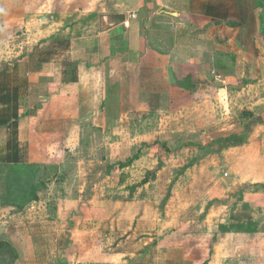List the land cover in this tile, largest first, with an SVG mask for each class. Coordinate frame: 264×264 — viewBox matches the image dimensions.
<instances>
[{
	"label": "crops",
	"instance_id": "0c3cea01",
	"mask_svg": "<svg viewBox=\"0 0 264 264\" xmlns=\"http://www.w3.org/2000/svg\"><path fill=\"white\" fill-rule=\"evenodd\" d=\"M48 8L55 10L51 16L45 15ZM109 14L127 18L125 23L110 26L105 20ZM259 15L256 0H0V164H36L42 166L44 175L46 168L63 165L66 150L78 149L68 143L80 127L89 122H97L99 127L113 122L120 125L131 114H142L143 118L158 115L161 123L149 134L165 136L166 140L156 139L152 146L160 141L167 147L156 148L170 149L169 144L182 136L198 140L191 138L197 134L192 123L176 129L173 123L169 128L168 122L181 110H191L197 103L195 95L202 101L214 91L225 112L220 123L234 117H230L232 105H238L237 98L248 92L250 106L237 117L255 130V120L264 122V36L259 30ZM189 77L191 87L181 88L179 84ZM201 135L207 137L208 132ZM149 145L133 147L126 159L139 156ZM125 153H119V163L127 161L122 158ZM103 159L109 163L111 157ZM61 170L57 173L62 174ZM41 192L39 201L22 209L0 204V240L23 245L32 242L33 215L46 211L39 203ZM39 215L41 225L44 214ZM61 220L55 217L57 231L63 225ZM85 222L86 228H80L81 221L72 219L67 232L87 229L90 233L101 228L106 232L109 228L107 221L96 218ZM208 228L214 230L211 242L216 235L218 243L228 236L233 238L220 229ZM5 233H11L10 237ZM59 234L57 243L72 241V235ZM126 234L127 244L139 239L128 231ZM171 234L163 237L162 243L172 241ZM156 235L137 254L118 256L107 252L110 239L105 235L100 242L90 241L94 249L96 243L104 246L101 252H89L87 261L77 262L137 264L141 256V264H159L144 258L153 247L160 251L155 244L162 234ZM210 254L211 260L222 258L215 249ZM164 259L167 264H196L188 259L182 263Z\"/></svg>",
	"mask_w": 264,
	"mask_h": 264
},
{
	"label": "rangeland",
	"instance_id": "374dc122",
	"mask_svg": "<svg viewBox=\"0 0 264 264\" xmlns=\"http://www.w3.org/2000/svg\"><path fill=\"white\" fill-rule=\"evenodd\" d=\"M53 11L48 8L43 13L51 16ZM210 95L202 101L195 95L197 103L191 110H181L176 113V119L168 122L169 128L173 123L176 129L192 123L197 134L191 138L198 139L179 137L174 144H169L170 149L152 146L156 139L166 140L165 136L149 134L161 123L158 115L143 118L142 114H131L128 120L119 122L123 128L126 125L125 132L114 122L104 127L89 122L85 128L80 127L68 143L78 149L66 150L63 165L45 170L46 188L41 192L39 203L46 211L33 215L32 242L11 243L21 257L15 264H78L79 259L87 261L89 252H101L104 246L96 243L94 249L90 241L100 242L105 235L109 236L110 245L106 249L112 256L137 254L150 238H157V232L163 235L155 244L157 248L160 246V251L153 247L144 256L146 261L150 257V263L157 260L156 263L167 264L162 258H169L180 263L188 259L196 264H264V125L258 126L264 122L255 120L256 128L252 130L251 125L238 119L242 109L250 106L245 92L237 98L239 104L232 105L230 117H234L228 120L224 116L227 120L220 123L225 112L218 105L220 99L215 91ZM202 117L209 118L202 120ZM203 131L208 132L207 137L201 135ZM137 132L148 135L140 137ZM139 144L151 145L132 164L120 168V164L130 160L126 158ZM121 151H126L122 158L127 161L119 163ZM105 156L111 157L109 163H103ZM61 168L62 174L57 173ZM3 190L0 186L1 193ZM106 205L110 207L105 209ZM39 214H44L41 225ZM55 217L62 219L63 225L58 231L54 228ZM93 218L107 221L109 232L102 228L90 233L87 229L83 233L67 232V224L72 219L81 221L80 228H86L85 221ZM207 227L220 229L233 238L228 236L218 243L216 235L211 242L214 230L207 231ZM221 227L231 228L225 231ZM127 231L139 239H131L127 244L124 241ZM59 233L72 235V241L57 243ZM170 234H174L172 241L165 239L162 243V238ZM122 242L125 243L119 246ZM214 249L221 252V260H211L209 252L213 253ZM30 254L33 260L28 258ZM141 258L133 262L141 264Z\"/></svg>",
	"mask_w": 264,
	"mask_h": 264
},
{
	"label": "trees",
	"instance_id": "16d2710c",
	"mask_svg": "<svg viewBox=\"0 0 264 264\" xmlns=\"http://www.w3.org/2000/svg\"><path fill=\"white\" fill-rule=\"evenodd\" d=\"M256 8L259 11V29L264 36V0H256ZM191 77L184 83H180L181 88L191 87ZM154 146L167 147L166 144L156 142ZM138 158L136 155L127 163L120 164V168H125ZM42 166L36 164H0V186L4 188L0 195L1 206H14L22 209L32 202L39 201V193L46 188V182ZM231 228V227H230ZM223 228V230H230ZM21 259L17 249L8 241L0 240V264H15ZM143 261V259H141Z\"/></svg>",
	"mask_w": 264,
	"mask_h": 264
},
{
	"label": "water",
	"instance_id": "95a60500",
	"mask_svg": "<svg viewBox=\"0 0 264 264\" xmlns=\"http://www.w3.org/2000/svg\"><path fill=\"white\" fill-rule=\"evenodd\" d=\"M126 15L123 14H109L105 16V20L110 26H116L126 21Z\"/></svg>",
	"mask_w": 264,
	"mask_h": 264
}]
</instances>
